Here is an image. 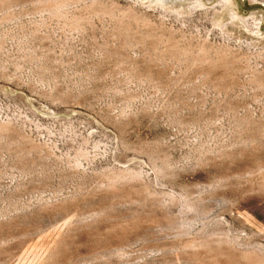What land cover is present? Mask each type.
<instances>
[{
  "label": "rangeland",
  "instance_id": "rangeland-1",
  "mask_svg": "<svg viewBox=\"0 0 264 264\" xmlns=\"http://www.w3.org/2000/svg\"><path fill=\"white\" fill-rule=\"evenodd\" d=\"M42 1L0 0V264H264V0H231L259 38Z\"/></svg>",
  "mask_w": 264,
  "mask_h": 264
},
{
  "label": "bare ground",
  "instance_id": "bare-ground-1",
  "mask_svg": "<svg viewBox=\"0 0 264 264\" xmlns=\"http://www.w3.org/2000/svg\"><path fill=\"white\" fill-rule=\"evenodd\" d=\"M47 1L48 0H44V1H42V2H46L47 3ZM49 1H51V0H49ZM54 1V0H53ZM58 1V0H57ZM146 3H151V4H154L155 2V5H159V4H161V3H164V4H176L177 3V0H144ZM150 1V2H149ZM184 0H182V1H180V2H183ZM187 1V0H186ZM189 1V0H188ZM56 2V1H55ZM55 2H54V4H55ZM65 2V1H64ZM67 2H70L69 0L67 1ZM66 2V3H67ZM190 2L192 3V4H198L199 6H202V3H198V2H196L195 0H190ZM211 1H207V3H210ZM43 4V3H42ZM57 4V3H56ZM56 4L55 5H53V3L51 4V7L52 8H54V6H56ZM64 4V3H63ZM97 4V3H96ZM168 4V5H169ZM178 5H176V6H173V8H177V9H180V10H182L183 12L184 11H187V10H190V7H187V6H179V3H177ZM44 5H46V4H44ZM50 6V3H48L47 5H46V7L47 6ZM49 6L47 7V8H49ZM61 6H64V5H61ZM100 6H101V4H100ZM204 6V5H203ZM50 7V8H51ZM104 7V6H103ZM233 3H232V1L231 0H227L226 1V5H224L223 6V10H222V12H220V14L216 17V19L213 21L214 22V25L215 26H221L222 24H224L225 22H228L229 20H231V22L232 23H234V24H238V26L239 27H242V28H244V26H245V30L246 31H249V33L251 34V35H253L254 37H260L257 33H254V32H250L251 30H250V25H249V23H248V21L247 20H244V19H242L241 17H240V14L239 13H236L234 10H233ZM106 9L107 8H104V10H102V11H106ZM91 10V9H90ZM96 12H99V11H101V8H97L96 7ZM94 9H93V11H95ZM55 11V10H54ZM108 11V10H107ZM106 11V12H107ZM116 11V10H115ZM105 13V12H104ZM97 14V13H96ZM101 14H103V13H101L100 12V14H98V15H101ZM106 14V13H105ZM108 14V13H107ZM123 16V15H122ZM124 17V16H123ZM264 19V16H260V17H257L256 18V22L257 23H261V21ZM79 20V19H78ZM78 22V21H77ZM79 22H80V20H79ZM78 22V23H79ZM81 23V22H80ZM75 24V23H74ZM229 24V23H228ZM231 24V23H230ZM227 25V24H226ZM74 26V25H73ZM259 26V25H258ZM227 27H228V25H227ZM242 28H241V30H242ZM234 30V29H233ZM240 30V29H239ZM235 31V30H234ZM238 32V31H237ZM241 32H243V31H241ZM241 32H240V34H241ZM245 32V31H244ZM243 32V33H244ZM239 33V32H238ZM242 36V35H241ZM252 36V37H253ZM251 37V38H252ZM176 41L174 40V41H171V40H168V45L170 46V51L171 50H174V49H179L178 47H179V45L178 44H176L175 43ZM257 42L258 43H262V42H264V39H258L257 40ZM180 44V43H179ZM167 48H168V46H167ZM182 49V54H184L183 56H187V55H192V53H190L191 52V50L190 49H187V50H183V48H181ZM192 49H193V47H192ZM180 50V49H179ZM208 50V49H207ZM227 52V51H226ZM196 53V52H195ZM212 53V52H211ZM225 54V53H224ZM193 55H194V53H193ZM180 56V55H179ZM195 56V55H194ZM212 55H210V53L208 52V51H206L205 50V48H201L199 51H198V55H196V60H195V62L196 63H200L201 65L202 64H204V63H209L210 64V62H211V60L212 59H214V57L212 58V59H210V57H211ZM217 56V55H216ZM177 57V56H176ZM214 61V60H213ZM216 62H217V60H216ZM215 63V62H214ZM212 65V64H211ZM216 65V64H215ZM200 66V65H199ZM205 66H207V65H205ZM228 68V67H227Z\"/></svg>",
  "mask_w": 264,
  "mask_h": 264
}]
</instances>
